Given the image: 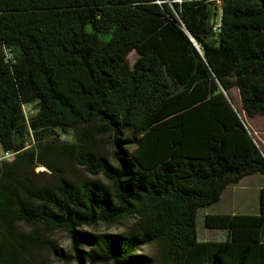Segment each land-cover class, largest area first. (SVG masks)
Listing matches in <instances>:
<instances>
[{
    "label": "trees",
    "instance_id": "obj_1",
    "mask_svg": "<svg viewBox=\"0 0 264 264\" xmlns=\"http://www.w3.org/2000/svg\"><path fill=\"white\" fill-rule=\"evenodd\" d=\"M232 88L264 119V0H0V149L15 152L0 264L41 247L76 264H152L151 247L162 264H264V187L256 215L204 216L224 241L197 237L199 209L264 176Z\"/></svg>",
    "mask_w": 264,
    "mask_h": 264
},
{
    "label": "rangeland",
    "instance_id": "obj_2",
    "mask_svg": "<svg viewBox=\"0 0 264 264\" xmlns=\"http://www.w3.org/2000/svg\"><path fill=\"white\" fill-rule=\"evenodd\" d=\"M216 11H219V7L215 5ZM136 59V55L131 53L128 56L130 64ZM227 96L233 105V107L239 112L248 130L253 135L256 143L264 154V119L259 117H248L242 110L239 101V94L236 88H232L227 92ZM28 108H25V112H28ZM1 151V149H0ZM107 153V149H106ZM35 172H50L43 166H38ZM75 174H83L81 169L75 168ZM237 198H245V202L241 203V200H230L228 197L229 188H227L220 201L205 208L198 210L196 218V231L199 241H224L227 236V231L223 229H208L204 225V216L207 214H238V215H256L258 213V190L264 187V176L256 174L253 179L245 180L243 185H240ZM242 189V188H241ZM85 230L96 234H107L113 232H120L123 227L114 226L107 227L101 223H97L92 228H86ZM46 240L52 242L55 246L61 249L65 254H71V240L66 232H55L47 234ZM262 241L264 242V235H262ZM142 253L151 256L153 259L152 264H162L161 254L156 247L143 248ZM36 264H76L75 262L67 263L57 260L53 255L52 250L48 247H41L34 251Z\"/></svg>",
    "mask_w": 264,
    "mask_h": 264
},
{
    "label": "crops",
    "instance_id": "obj_3",
    "mask_svg": "<svg viewBox=\"0 0 264 264\" xmlns=\"http://www.w3.org/2000/svg\"><path fill=\"white\" fill-rule=\"evenodd\" d=\"M259 175V174H258ZM254 177H256V174H254V175H250V176H247V177H244L242 180H240L239 181V183H237L236 185H232V186H229V187H227V188H229V194H228V197H229V199L230 200H241V203H244L245 202V198L246 197H242L241 199L240 198H237L236 197V195H237V193H238V191H241V190H243L244 188L243 187H241L240 189H239V187H240V185H243L244 184V181L245 180H249V179H253ZM226 188V189H227ZM263 188V187H262ZM261 189V188H260ZM259 189V190H260ZM259 190H258V193H259Z\"/></svg>",
    "mask_w": 264,
    "mask_h": 264
},
{
    "label": "built area",
    "instance_id": "obj_4",
    "mask_svg": "<svg viewBox=\"0 0 264 264\" xmlns=\"http://www.w3.org/2000/svg\"><path fill=\"white\" fill-rule=\"evenodd\" d=\"M6 56L7 58L11 57L9 50H6ZM14 155H15V152H12V151H8V150L0 151V163L11 160L14 157Z\"/></svg>",
    "mask_w": 264,
    "mask_h": 264
}]
</instances>
